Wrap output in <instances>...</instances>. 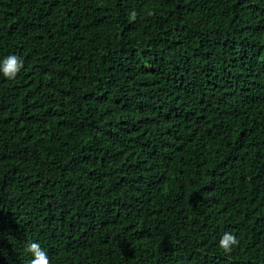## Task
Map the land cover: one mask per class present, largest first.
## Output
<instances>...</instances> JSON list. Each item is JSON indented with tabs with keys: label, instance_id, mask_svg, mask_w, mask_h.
Returning a JSON list of instances; mask_svg holds the SVG:
<instances>
[{
	"label": "trees",
	"instance_id": "trees-1",
	"mask_svg": "<svg viewBox=\"0 0 264 264\" xmlns=\"http://www.w3.org/2000/svg\"><path fill=\"white\" fill-rule=\"evenodd\" d=\"M8 55L0 264H264V0H0Z\"/></svg>",
	"mask_w": 264,
	"mask_h": 264
},
{
	"label": "clouds",
	"instance_id": "clouds-1",
	"mask_svg": "<svg viewBox=\"0 0 264 264\" xmlns=\"http://www.w3.org/2000/svg\"><path fill=\"white\" fill-rule=\"evenodd\" d=\"M135 12L132 13V19H135ZM24 67L23 61L16 55H8L0 61V74L3 77L12 80L16 77L19 71ZM239 243L237 237L231 232L226 231L219 240L218 247L225 254L231 253L233 248ZM25 251L30 254V264H51V260L46 251L43 250L38 242L29 240L25 245Z\"/></svg>",
	"mask_w": 264,
	"mask_h": 264
}]
</instances>
